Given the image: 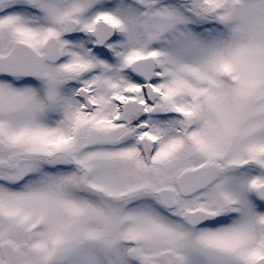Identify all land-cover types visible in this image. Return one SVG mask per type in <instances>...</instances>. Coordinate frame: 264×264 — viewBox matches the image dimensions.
<instances>
[{"label":"snow or ice","instance_id":"snow-or-ice-1","mask_svg":"<svg viewBox=\"0 0 264 264\" xmlns=\"http://www.w3.org/2000/svg\"><path fill=\"white\" fill-rule=\"evenodd\" d=\"M0 264H264V0H0Z\"/></svg>","mask_w":264,"mask_h":264}]
</instances>
